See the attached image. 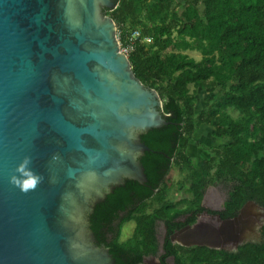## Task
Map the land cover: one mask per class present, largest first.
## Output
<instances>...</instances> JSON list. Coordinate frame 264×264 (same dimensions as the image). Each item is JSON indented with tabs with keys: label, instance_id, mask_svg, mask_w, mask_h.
Masks as SVG:
<instances>
[{
	"label": "water",
	"instance_id": "95a60500",
	"mask_svg": "<svg viewBox=\"0 0 264 264\" xmlns=\"http://www.w3.org/2000/svg\"><path fill=\"white\" fill-rule=\"evenodd\" d=\"M117 6L0 0V264L116 263L89 215L128 180L148 181L140 157L152 148L141 131L168 123L160 92L137 77L117 22L105 14ZM25 155L45 177L28 193L9 182ZM245 206L239 218L211 215L222 224L216 234L199 219L183 230L191 240L179 243L237 250L256 227L240 237L223 228Z\"/></svg>",
	"mask_w": 264,
	"mask_h": 264
},
{
	"label": "trees",
	"instance_id": "16d2710c",
	"mask_svg": "<svg viewBox=\"0 0 264 264\" xmlns=\"http://www.w3.org/2000/svg\"><path fill=\"white\" fill-rule=\"evenodd\" d=\"M117 3L104 8L105 14L117 22L123 46L132 47L137 77L160 92L168 123L141 131L152 148L140 157L148 181L128 180L116 187L96 204L89 225L115 264H143L159 250L158 222L173 233L179 216L202 208L210 184L234 181L227 202L231 215L249 200L264 207V0ZM135 30L140 37H133ZM201 97L206 106L198 109ZM204 125L222 142H200L208 154L195 156L192 142ZM175 171L182 176L178 181ZM174 192L183 198L176 199ZM131 221L134 231L124 240ZM261 232V240L232 251L172 243L169 235L164 246L175 256L174 264H264V225ZM163 264L170 263L163 259Z\"/></svg>",
	"mask_w": 264,
	"mask_h": 264
},
{
	"label": "flooded vegetation",
	"instance_id": "af4514ba",
	"mask_svg": "<svg viewBox=\"0 0 264 264\" xmlns=\"http://www.w3.org/2000/svg\"><path fill=\"white\" fill-rule=\"evenodd\" d=\"M234 187H235L234 181H230V183H228L227 181H222L221 183L210 184L205 189L204 197L202 199V205H203L202 208H193L190 211L185 212L183 216H179L177 218V221H178L177 227L175 228L173 233H171L170 235L168 233L169 226L163 220H160L158 222V238H159V243H160L159 250L156 254H151V255L146 256L144 258L143 264H163V259H165L167 263L174 264L175 256L172 254L171 250H169L167 247L164 246L168 235L172 243H179L177 239V235L181 233L183 230L191 228L192 226L190 225H194L197 221H199V219L201 220L206 219L207 215L209 217L214 216V218H221L222 221L239 218V214L242 213V209L244 207L241 209V212L238 213L237 215L236 214L231 215L232 211L229 209V206H227V202L230 199V194L233 191ZM191 195L192 194L189 193L188 196H191ZM213 195L215 197L212 200ZM182 198H183V195L179 199H182ZM208 199L210 201L212 200V202L214 203H212V205L209 204L207 202ZM249 201L251 202L248 205L250 204H252V206L258 205L262 207L263 209L261 219L254 226L256 227L255 231L252 233L254 237L251 238L252 236L251 235L249 237L251 239L248 240V241H251V240L258 241V240H261L263 236L261 232V227L264 225V207L256 200H253V201L249 200ZM204 202H205V205H204ZM205 211H208L209 214L208 213L205 214L206 213ZM194 216H195V221L193 218ZM251 232L248 234H245L244 236L246 235L249 236ZM225 250L232 251L233 249H225ZM166 254H169V255L165 256Z\"/></svg>",
	"mask_w": 264,
	"mask_h": 264
},
{
	"label": "bare ground",
	"instance_id": "6f19581e",
	"mask_svg": "<svg viewBox=\"0 0 264 264\" xmlns=\"http://www.w3.org/2000/svg\"><path fill=\"white\" fill-rule=\"evenodd\" d=\"M214 195L212 196V200L214 199ZM212 200L210 201L208 199V203L212 205ZM217 204V203H215ZM206 216V215H205ZM262 217V212L258 209V208H255L254 206H252V204L248 205L244 212H243V215L241 216V219H239L236 223L235 222H228V223H225L224 225H229V226H226L225 228H223L224 230L226 229H229V231H232V236L233 237H236V236H242V235H245V234H248L250 233L254 226L259 222V220L261 219ZM217 221L218 219L215 218ZM202 221V224L204 223H208L205 225V230H208L210 231L211 233H214L216 234L217 233V230L219 229V227L222 226V224H217L214 222V220H212V217H209L207 215L206 219H203L201 220ZM211 223V225H210ZM238 224H239V227H238ZM236 230V229H240L239 232H234L233 230ZM195 230H198V228H196ZM199 232L198 233H195L196 236H204L205 238H207V234L206 232H202V230H198ZM183 233H179L177 235V239L178 240H181V241H189L191 240V232L190 233H186L185 231H183ZM239 233V234H238ZM236 238H233V241L235 240Z\"/></svg>",
	"mask_w": 264,
	"mask_h": 264
},
{
	"label": "rangeland",
	"instance_id": "374dc122",
	"mask_svg": "<svg viewBox=\"0 0 264 264\" xmlns=\"http://www.w3.org/2000/svg\"><path fill=\"white\" fill-rule=\"evenodd\" d=\"M121 42V40H120ZM122 44V42H121ZM122 47L125 48L122 44ZM130 51L132 50V47L128 48ZM190 53V55L196 57L197 59H200L202 57V53L199 51H192L189 50L188 51ZM205 93H203L202 96H204ZM206 106V101L204 99V97L200 98V102H199V106L198 109H201L203 107ZM222 142V139H219V137L215 136L213 134V130L211 127L204 125L202 126L199 131L197 132V134L194 137V141L192 142V146H191V152L197 156L198 154L202 153L201 155L207 156L208 152L206 150H204L202 147L199 146V143H205V144H217L219 142ZM173 177L175 178L176 181H178V179L182 178V176L180 175L179 171H175L173 173ZM178 189V184L175 186V190ZM173 196L176 199H179L182 197V192H174ZM255 208H258L261 212L263 211L262 207L255 205ZM135 228V222L131 221L129 223H127L125 225L124 228V240L126 238L131 237L132 233H133V229ZM254 235L251 236V238H253ZM250 238V239H251Z\"/></svg>",
	"mask_w": 264,
	"mask_h": 264
},
{
	"label": "clouds",
	"instance_id": "9594fccd",
	"mask_svg": "<svg viewBox=\"0 0 264 264\" xmlns=\"http://www.w3.org/2000/svg\"><path fill=\"white\" fill-rule=\"evenodd\" d=\"M78 106V105H77ZM99 154H97L98 156ZM54 161L59 160V154L53 155ZM96 157H90V162L94 161ZM33 163V157L31 155H25L23 160L17 165L14 173L10 176L9 182L20 188L24 193L34 191L41 183H43L45 177L43 174L38 173L31 165ZM69 175H73V172L69 170Z\"/></svg>",
	"mask_w": 264,
	"mask_h": 264
},
{
	"label": "built area",
	"instance_id": "2783aa9c",
	"mask_svg": "<svg viewBox=\"0 0 264 264\" xmlns=\"http://www.w3.org/2000/svg\"><path fill=\"white\" fill-rule=\"evenodd\" d=\"M141 36V31L140 30H135L134 33H133V37L134 38H138ZM148 41H151V38H147ZM130 47H125L123 48L125 50V52H130V50L128 49Z\"/></svg>",
	"mask_w": 264,
	"mask_h": 264
}]
</instances>
